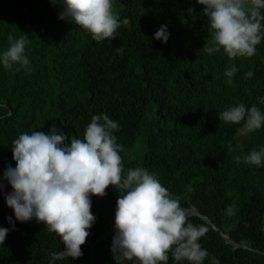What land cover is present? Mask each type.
Masks as SVG:
<instances>
[{"label":"trees","instance_id":"16d2710c","mask_svg":"<svg viewBox=\"0 0 264 264\" xmlns=\"http://www.w3.org/2000/svg\"><path fill=\"white\" fill-rule=\"evenodd\" d=\"M61 11L50 0H0V52L9 47V34H26L33 69L0 67V177L6 166H16L12 146L21 134L58 127L70 146L71 139H83L94 115L107 113L120 125L113 134L125 175L146 168L181 207H194L229 240L246 246L233 248L201 218L189 216L193 225L209 227L198 241L209 253L204 264L214 257L221 264H264V166L243 161L264 148V127L241 135L242 123L218 118L241 103L264 111V41L251 58L206 53L209 23L197 0H115L114 11L130 24L104 42L59 19ZM162 25L170 33L167 43L154 39ZM233 64L238 72L229 85L225 71ZM248 71L255 73L251 79L244 78ZM11 191H0V227L11 228L7 217L15 222L0 246V264H49L50 253L64 250L61 238L35 219L15 221L4 198ZM106 193L90 197L97 219L81 246L83 256L57 264H91V244L108 230L112 234L94 243L95 257L98 264H116L110 217L121 193L111 186ZM169 264H175L171 255Z\"/></svg>","mask_w":264,"mask_h":264},{"label":"clouds","instance_id":"9594fccd","mask_svg":"<svg viewBox=\"0 0 264 264\" xmlns=\"http://www.w3.org/2000/svg\"><path fill=\"white\" fill-rule=\"evenodd\" d=\"M50 2L62 7L59 19L80 26L96 42L112 40L122 25L130 24L127 17L121 20L114 11L115 0ZM197 3L203 6V15L209 23L211 39L204 46L206 53L223 50L230 60L256 55L257 46L264 41V0H197ZM169 37L167 25L154 34V39L162 43H167ZM8 42L9 47L0 52V67L9 72L30 73L33 69L26 52L27 35L17 39L9 34ZM117 51L122 54L124 49ZM237 72L234 64L225 71L229 85ZM254 75L248 71L244 78L251 79ZM218 118L225 123H242L241 135L264 127V111L257 106L247 108L242 103L219 113ZM119 128L118 122L103 113L94 115L83 139H71L70 146L54 127L50 128L51 134L33 131L15 139L12 153L16 166H6L0 177V191L7 186L12 189L4 198L14 212L15 221L35 219L61 238L64 250L50 253L49 264L69 257L80 258L81 246L97 219L91 211L90 197H104L111 186L121 193L110 249L116 264H169L170 255L175 264L185 261L204 264L209 253L198 241L209 227L188 222V212L181 207L179 197H174L146 168L137 167L124 174L121 146L113 134ZM240 160L237 157V162ZM243 161L264 166V148L251 151ZM187 191H193L190 185ZM227 212L230 215L232 209ZM7 221L11 228L0 227V246L15 228L12 217H7ZM212 264L221 261L214 257Z\"/></svg>","mask_w":264,"mask_h":264},{"label":"water","instance_id":"95a60500","mask_svg":"<svg viewBox=\"0 0 264 264\" xmlns=\"http://www.w3.org/2000/svg\"><path fill=\"white\" fill-rule=\"evenodd\" d=\"M260 101H264L263 98H261ZM55 130L57 132H59L60 134H63L65 136V141L67 142V137H66L65 132L58 127H56ZM48 134H51V132H49ZM1 160H3V159L0 158V161ZM186 211L188 212V217L189 216H197V217L201 218L203 221H205L207 224H209L213 229L217 230L219 232V234L221 235V237L224 239L226 244L231 245L233 248L246 247L245 245H242V244H239V243H236V242L229 240L228 236L223 231H221L206 215L200 213L194 207H190L189 209H186ZM114 215H115V212L110 217L111 229H113V227H114L113 226V216ZM263 231H264V226H263ZM111 233H112V230H108L105 234L99 236L94 242H92L91 248H90V257H89L91 264H98L97 259L95 257V252H94V243L96 241L102 240L103 238L110 235ZM251 249L254 251L253 248H251ZM259 253L264 255V252H262V251H259Z\"/></svg>","mask_w":264,"mask_h":264}]
</instances>
